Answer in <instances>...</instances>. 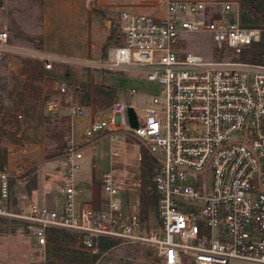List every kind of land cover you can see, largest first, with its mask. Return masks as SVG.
Wrapping results in <instances>:
<instances>
[{
  "label": "built area",
  "instance_id": "1",
  "mask_svg": "<svg viewBox=\"0 0 264 264\" xmlns=\"http://www.w3.org/2000/svg\"><path fill=\"white\" fill-rule=\"evenodd\" d=\"M217 2L223 11L231 8V0ZM162 3L160 13L120 10L116 20L109 17L106 24L116 26L114 35L122 42L109 44L95 64L142 72L160 84L159 92L146 104L126 97L86 109L69 81L61 79L57 98L46 99V108L64 109L84 121L80 141L71 139L58 158L62 203L27 201L23 209L12 210L9 178L20 166L5 163L0 217L18 219L42 247L58 229L74 233V247L94 254L102 240H110L146 246L163 264H264V63L240 58L260 41V28L208 16L206 0ZM191 32L208 33L217 56L180 50L179 40ZM7 36L1 27L0 53ZM38 57L46 67L55 60L42 52ZM128 106L136 126L130 124ZM118 132L136 138L154 158V203L145 214L137 193L126 192L137 190L140 177L128 187L115 166L100 172L99 201L77 199L74 172L83 148L94 149L98 138L113 140ZM134 155L141 159L140 152ZM189 173L198 175L195 185L188 182Z\"/></svg>",
  "mask_w": 264,
  "mask_h": 264
},
{
  "label": "rangeland",
  "instance_id": "2",
  "mask_svg": "<svg viewBox=\"0 0 264 264\" xmlns=\"http://www.w3.org/2000/svg\"><path fill=\"white\" fill-rule=\"evenodd\" d=\"M230 3L231 8L223 11L217 0H206L207 15L259 27V44L245 49L240 58L264 63V0H231ZM163 7L162 0H0V28L5 27L8 35L7 48L0 53V157L8 167H15V162L20 166L9 178L12 210L24 208L26 202L22 195H29L37 186L38 174L47 182L41 192L44 197L58 198V158L71 141V124L64 109L52 112L46 108L45 100L57 98L56 87L62 77L69 80L82 103L92 102L97 109L108 106L116 98H125L131 87L138 93L132 94L130 101L146 104L148 96L158 93L160 88L157 81L148 80L144 73L136 70H103L91 65L75 67L54 61L51 67H46L38 57L39 52L46 50L60 56L96 61L102 58L109 44L122 42L121 37L114 35L116 26L106 25L109 17L116 20L122 9L160 13ZM179 47L182 51L217 56L208 33H188L179 40ZM109 139L98 142L94 154L97 153L100 160L120 162L117 174L125 184H130L143 174L142 149L145 147L123 132ZM14 147L17 150L13 152ZM109 149L117 153L110 155ZM139 152L140 160L134 155ZM88 155L92 156L86 153L83 160H88ZM153 165L154 161L151 170L143 175L144 185L137 186L136 190L130 184L128 187L132 188L126 189L131 195L137 193L143 214L144 205L154 203ZM89 174L88 171V177ZM197 177L189 173L187 180L195 185ZM95 189L100 195L99 182L95 183ZM74 243L72 234L51 231L49 243L38 246L18 219L0 217V264H39L42 258L45 264H134L139 254L145 253L138 247L115 251L118 246L115 244L119 242L113 241L102 242L99 251L93 254L76 249Z\"/></svg>",
  "mask_w": 264,
  "mask_h": 264
},
{
  "label": "crops",
  "instance_id": "3",
  "mask_svg": "<svg viewBox=\"0 0 264 264\" xmlns=\"http://www.w3.org/2000/svg\"><path fill=\"white\" fill-rule=\"evenodd\" d=\"M70 14L71 13H69V15ZM42 51H43L42 53L53 57L55 59L54 62H61V63H65L66 65H70L69 62L63 61L64 59H69V60L72 61V63H71L72 66H75V67H77L78 65L96 66L95 64H97L98 60L100 59L99 58L96 61H90L89 58L88 59L87 58H74V57H71V56H65L63 54H62V56H60L61 54L56 53V52H51V51L49 52V51H46V50H42ZM83 53H85V51ZM56 55H58L57 57H60L61 59H58L56 57ZM101 69H103V68H101ZM105 70H107V69H105ZM61 79H66V78L62 77ZM67 81H69V80H67ZM130 96H128V93H127L126 97L130 98ZM83 104L86 106V109L96 108V107H94L92 102H91V104H86V103H83ZM70 124H71L70 125V130H71V137H72L71 139L74 140L75 142H79L80 141V132H81V128H82V126L84 124V121L82 119H80V118H70ZM107 137H108L107 135H103L100 138H98L97 141H96V148H94V149H91V148H88V147H84L83 148V156H82V158L79 161L80 162L79 163V167L74 172V182H75V185L77 186V188L79 189V193L77 195V199L78 200H90L92 198L96 200L95 197H97V196H99L101 198V196H102L101 186H100V195H99V192H97L96 189H95V183L99 182L100 172L102 171V169L107 168L109 166H115L116 168H117V166L119 167V165H117V164L120 163V162L111 161V160L106 159V158L100 160V156H98L97 153L94 154V150L98 149V142H100L102 140H105V138H107ZM15 150H17V149L14 147L13 152ZM109 151H110V149H109ZM86 153L87 154H92V156L88 155L89 159L87 160V158H86L85 160H83V158L86 157ZM109 154H110V152H109ZM16 163L17 162H15L14 166L16 165ZM122 165L123 164H121V166ZM88 171L90 173L89 177H88ZM119 178L122 181H124L122 179V177L119 176ZM86 180H87V182H85ZM37 182H38L37 186L33 187L30 190L29 195L25 194L26 197L24 198L25 199L24 202L27 203V201H36L38 203H43V204H46V205L51 206V207H59L61 205V203H62V195H61V193L59 191L60 183L58 185L57 194H58V198L60 196L61 199L57 198V200H50L48 196L44 197V194L41 193L42 190L45 188L44 187V183H47V182L44 181V179L40 177V174H38V176H37ZM45 186H46V184H45ZM129 195L131 196V194H129ZM124 196L126 197L125 194H124ZM100 198H98V200H96V201H99ZM58 200L60 201V203H58L59 202ZM26 203H25V205H26ZM63 231L72 234L74 236V242H75V234L74 233H72L70 231H67V230H63ZM29 237L32 239V241L36 245H38L36 243L35 238L33 236L29 235ZM48 240H49V237H48ZM102 242H113V241L102 240ZM102 242L100 243V246H101ZM48 243H49V241H48ZM115 245H118L115 248V251H119V250L121 251V250H126V249L132 250L135 247H138L142 252H145L144 254H139V256H138L139 258H137V260L134 262V264H163L162 262H160L157 259L156 256H154L152 251L146 246L139 245V244H130V243H117ZM82 251H84V250H82ZM84 252L90 253V252H87V251H84Z\"/></svg>",
  "mask_w": 264,
  "mask_h": 264
},
{
  "label": "trees",
  "instance_id": "4",
  "mask_svg": "<svg viewBox=\"0 0 264 264\" xmlns=\"http://www.w3.org/2000/svg\"><path fill=\"white\" fill-rule=\"evenodd\" d=\"M256 44H259L258 42L255 43ZM254 45V44H253ZM101 85H103L104 87H110L108 84H103L101 83ZM142 153H143V159H142V164H141V169H142V173L141 176H140V180H141V186L145 184V178L143 175H145V173H148L151 168H152V162L154 161V158L152 157V155L148 154L146 148H143L142 149ZM6 163V162H5ZM4 162L2 163L1 161V157H0V168H2V166L5 164ZM150 202L146 203L142 209H143V212L146 213V209H147V206ZM52 231H55V232H61V233H66L65 231L63 230H58V229H53ZM54 233V232H53ZM50 237V235H49Z\"/></svg>",
  "mask_w": 264,
  "mask_h": 264
},
{
  "label": "water",
  "instance_id": "5",
  "mask_svg": "<svg viewBox=\"0 0 264 264\" xmlns=\"http://www.w3.org/2000/svg\"><path fill=\"white\" fill-rule=\"evenodd\" d=\"M127 112H128L130 124L132 126H136L137 125V120H136L135 112H134L133 108L131 106H128Z\"/></svg>",
  "mask_w": 264,
  "mask_h": 264
}]
</instances>
